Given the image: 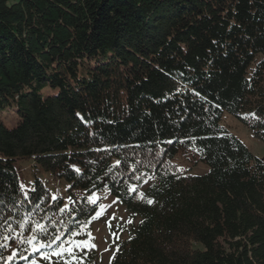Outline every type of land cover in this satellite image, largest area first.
<instances>
[{"label":"trees","instance_id":"16d2710c","mask_svg":"<svg viewBox=\"0 0 264 264\" xmlns=\"http://www.w3.org/2000/svg\"><path fill=\"white\" fill-rule=\"evenodd\" d=\"M225 112L264 142V0H0V264H94L105 190L138 220L108 264H264V160Z\"/></svg>","mask_w":264,"mask_h":264},{"label":"rangeland","instance_id":"374dc122","mask_svg":"<svg viewBox=\"0 0 264 264\" xmlns=\"http://www.w3.org/2000/svg\"><path fill=\"white\" fill-rule=\"evenodd\" d=\"M2 120L7 127H12L17 123V117L9 110L2 115ZM222 125L239 138L254 156L264 160V142L257 138L248 126L227 112L222 117ZM16 163L20 172V184L24 190L30 187L35 178H40L53 195H60L68 203L69 184L67 181L57 179L51 173L36 167L32 159H20ZM175 163L185 178L203 175L208 171V167L201 162L199 157L188 151H180L175 158ZM99 197L104 203L105 216L92 224L89 230L90 240L86 244L91 249L94 264H108L115 248V236L124 239L128 229L138 220L131 219L125 206L115 200L107 190L92 195L95 201Z\"/></svg>","mask_w":264,"mask_h":264},{"label":"snow or ice","instance_id":"6c2138e0","mask_svg":"<svg viewBox=\"0 0 264 264\" xmlns=\"http://www.w3.org/2000/svg\"><path fill=\"white\" fill-rule=\"evenodd\" d=\"M131 191H135L134 188L130 189ZM90 199V202L94 203L95 202V199L94 198H89ZM152 201H149V203H151ZM69 253L71 254V249H69ZM56 255H60V253H56Z\"/></svg>","mask_w":264,"mask_h":264}]
</instances>
